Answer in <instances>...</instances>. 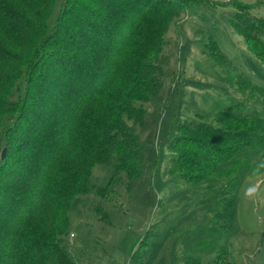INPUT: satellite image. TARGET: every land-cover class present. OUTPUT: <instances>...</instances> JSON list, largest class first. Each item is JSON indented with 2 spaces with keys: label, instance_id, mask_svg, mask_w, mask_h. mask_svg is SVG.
<instances>
[{
  "label": "rangeland",
  "instance_id": "1",
  "mask_svg": "<svg viewBox=\"0 0 264 264\" xmlns=\"http://www.w3.org/2000/svg\"><path fill=\"white\" fill-rule=\"evenodd\" d=\"M63 1L56 0L50 27ZM260 22L264 0H189L162 33L154 59L153 39L135 45L140 63H130L134 74L154 64L163 83L150 101L136 103L145 107L143 122L125 117L145 144L144 175L129 189L122 170L107 197L83 195L69 213L67 241L77 264H130L144 238L141 264H221V252L225 264H264ZM20 81L24 89L26 76ZM199 122L242 135L234 142L211 138L199 131ZM178 133L186 141L168 147ZM218 147L223 152L208 149ZM113 173L112 165L97 164L92 183L107 186ZM99 202L103 220L95 210Z\"/></svg>",
  "mask_w": 264,
  "mask_h": 264
},
{
  "label": "trees",
  "instance_id": "2",
  "mask_svg": "<svg viewBox=\"0 0 264 264\" xmlns=\"http://www.w3.org/2000/svg\"><path fill=\"white\" fill-rule=\"evenodd\" d=\"M55 2L0 0V264H77L67 241L69 213L83 195L107 197L122 170L129 189L143 177L145 144L125 117L143 122L145 107L136 103L150 101L163 83L154 64L134 74V47L153 39L154 59L162 33L189 0H64L50 27ZM197 125L226 142L242 135ZM177 140L186 136L176 134L168 147ZM97 164L114 167L107 186L92 183ZM95 210L107 217L101 202ZM144 242L130 264H141Z\"/></svg>",
  "mask_w": 264,
  "mask_h": 264
},
{
  "label": "water",
  "instance_id": "3",
  "mask_svg": "<svg viewBox=\"0 0 264 264\" xmlns=\"http://www.w3.org/2000/svg\"><path fill=\"white\" fill-rule=\"evenodd\" d=\"M5 153H6V149H4V151H3V155H2L3 157L5 156Z\"/></svg>",
  "mask_w": 264,
  "mask_h": 264
}]
</instances>
